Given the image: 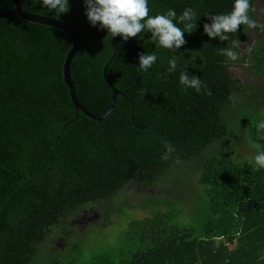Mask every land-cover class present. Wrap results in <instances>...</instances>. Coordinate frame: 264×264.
<instances>
[{"label":"trees","instance_id":"trees-1","mask_svg":"<svg viewBox=\"0 0 264 264\" xmlns=\"http://www.w3.org/2000/svg\"><path fill=\"white\" fill-rule=\"evenodd\" d=\"M18 1L77 30L68 74L85 110L102 114L111 86L116 93L99 120L75 108L62 80L71 34L25 19L11 0H0V264H264V169L221 147L234 127L235 140L264 150V130L257 128L264 121V29L255 28L257 40L236 49L232 61L217 51L230 42L208 37L203 24L211 22L206 13L226 14L234 0H148L153 16L174 9L179 17L187 7L199 15L194 31L184 33L187 43L173 52L156 46L147 30L126 41L110 37L89 23L83 0H68L69 10L58 16L40 0ZM251 2L249 15L257 21ZM247 31L239 26L230 40L245 42ZM144 52L157 56L146 72L138 66ZM173 55L178 68L168 74ZM237 64L258 80L232 76ZM182 70L199 77L211 95L180 85ZM164 141L175 146L167 160ZM181 167L189 179L196 173L207 196L198 231L172 220L170 210L128 214L114 255L70 256L83 250L84 230L72 235L73 215L92 206L105 224L121 205L128 212L149 207L147 198L163 188L178 191L171 186L179 185ZM126 185L140 189L131 194ZM55 233L65 238V249L52 244Z\"/></svg>","mask_w":264,"mask_h":264},{"label":"clouds","instance_id":"clouds-1","mask_svg":"<svg viewBox=\"0 0 264 264\" xmlns=\"http://www.w3.org/2000/svg\"><path fill=\"white\" fill-rule=\"evenodd\" d=\"M37 2V0H36ZM86 6V17L92 26H99L106 29L110 37L121 36L123 40L137 37L144 31L151 33L150 40L155 42L158 47L169 49L172 52L181 48L187 43L184 33L191 34L196 28L198 13L192 8H185L177 17L174 9H168L164 14L150 15L148 0H83ZM42 7L52 10L58 16L69 10L68 0H40ZM250 11H255L251 0H234L232 9L226 14L205 16L211 21L203 24V31L210 38H219L220 41L230 42L229 47L218 49V54L226 56L235 61L239 58L241 41L238 39L230 40V35L238 31L239 26H247L249 29H264V23H259L250 15ZM183 27L177 26L176 21ZM139 70L146 72L157 60V56L146 52L138 54ZM203 60V57H201ZM206 63V61H204ZM178 68V58L173 55L168 60L166 72L171 74ZM179 83L185 89L192 88L197 93L204 90L205 94L211 95V91L206 88L199 77L190 75L186 70L179 74ZM258 130H264V121L257 125ZM165 153L162 159L167 160L170 154L175 151V146L164 141ZM258 149L254 156V162L258 168L264 169V150H260V145H254Z\"/></svg>","mask_w":264,"mask_h":264},{"label":"rangeland","instance_id":"rangeland-1","mask_svg":"<svg viewBox=\"0 0 264 264\" xmlns=\"http://www.w3.org/2000/svg\"><path fill=\"white\" fill-rule=\"evenodd\" d=\"M256 3V18L260 23V19L264 20V0H256ZM257 38L258 35H255V29L248 28L247 38L245 42L240 45L241 49L244 51V47L249 43H252L254 40H257ZM230 72L232 76L238 77L246 82L250 81L255 83L258 80L256 75L246 69L244 65H232L230 67ZM254 145L256 144L247 139L235 140L234 127H231L229 130V136L225 139V142L221 143V147L231 148L233 153L237 152L236 156L240 157V159L246 158L250 161H254V156L258 152V149L255 148ZM253 163L255 164V162ZM189 174L190 179L186 167H181L178 179L179 185L176 187L171 186L173 190L177 189V192L169 193L165 191L166 188H163L162 191L153 195V197H146L147 206L149 207L131 206L129 207V212L127 211L128 207L121 205V207H119L121 211H111L108 222L105 224H101L102 213L97 208L88 206L79 211L76 216L78 221L72 223L74 229H76L72 235L77 236L82 230H84L81 240L83 250L79 256H77L74 251H70V256H75L76 260L82 261L87 260L94 252H102L108 256L114 255L115 246L119 242V239L127 226L128 214H130L129 218H131L148 215L154 210H170L173 213L172 220L180 224L188 223L195 231H198L202 227L205 210L204 206L206 204L207 196L202 190L203 185L198 184L195 181L196 173L191 172ZM124 188L129 190V193L131 194L133 193L131 192L133 189H140L139 185L133 187H131V185H126ZM141 190H144V188L141 187ZM155 190L157 189H153V191ZM134 196L133 199H137L139 196L141 197L140 194H134ZM128 198L130 199L131 197ZM142 199L144 200L145 197L142 196L139 200ZM52 241V244H54L56 248L61 250L66 248L65 238L62 237L61 234H53Z\"/></svg>","mask_w":264,"mask_h":264},{"label":"water","instance_id":"water-1","mask_svg":"<svg viewBox=\"0 0 264 264\" xmlns=\"http://www.w3.org/2000/svg\"><path fill=\"white\" fill-rule=\"evenodd\" d=\"M11 4H12L13 9L17 15H19L25 19H28L30 21H34V22H38V23H42V24H47V25H51V26H55V27L64 29L71 34L72 43L69 46L68 50L66 51V54H65L63 62H62V80L67 87L69 98H70L71 102L73 103V105L75 106V108L79 109L80 111H82L84 114H86L87 116H89L91 118L99 120L100 118L106 116L108 114V112L110 111L112 104H113V101H114V94L116 93V89L114 87L111 86V92L109 95L107 107H106L105 111L100 115L92 114V113L88 112L87 110H85L83 108V106L81 104H79V102L75 98L73 87H72L71 81L69 79L68 63H69V60H70L72 54L76 51V49L79 45L80 39H79V34H78L77 30L72 25H70L69 23H67L61 19L51 17V16H46V15L31 13L29 11L22 9L18 0H11Z\"/></svg>","mask_w":264,"mask_h":264},{"label":"flooded vegetation","instance_id":"flooded-vegetation-1","mask_svg":"<svg viewBox=\"0 0 264 264\" xmlns=\"http://www.w3.org/2000/svg\"><path fill=\"white\" fill-rule=\"evenodd\" d=\"M73 216H74V217H73V218H74V221H75V222H77V221H78V219L76 218V216H75V215H73ZM71 219H72V218H71Z\"/></svg>","mask_w":264,"mask_h":264}]
</instances>
